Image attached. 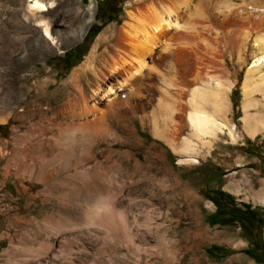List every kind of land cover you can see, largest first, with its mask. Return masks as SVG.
Wrapping results in <instances>:
<instances>
[{"label":"rangeland","instance_id":"rangeland-1","mask_svg":"<svg viewBox=\"0 0 264 264\" xmlns=\"http://www.w3.org/2000/svg\"><path fill=\"white\" fill-rule=\"evenodd\" d=\"M40 1L45 7L44 16L32 18L27 8L31 0H0V101L7 93L12 107L8 124L4 125L0 113V264H231L228 262L232 258L245 259L248 264H264V202L259 199L264 195V134L251 138L241 128L243 73L233 88L231 111L237 131L243 136L235 143L227 135H220L211 147L198 146L194 155L197 162L184 161L186 156L181 154L180 148L173 152L154 135L150 124L141 129L137 120L123 122L124 127L110 125L109 136L104 135L103 122L81 127L75 132L76 138L79 137L76 144L65 146L59 140L65 125H56L51 113L43 118L36 114L40 103L45 106L47 97H39L35 105L33 82L45 79L46 71L59 83L68 78L105 28L121 24L124 10L132 0ZM75 7L92 11L83 38L63 49L50 41L53 42L51 53L13 63L10 67L13 72L9 78L4 77L3 48H8L12 54L16 37L10 34L12 36L3 42L1 22L7 19L21 22L24 28L45 34L43 24L52 19L54 9L64 12L66 22H71L69 15ZM41 19H45L44 22ZM55 86L52 83L49 90ZM119 91V94L126 93ZM254 96L258 102L250 112L258 115L264 111V96L260 93ZM148 108L150 114L151 108ZM41 122L51 128L44 142L37 136ZM133 125L140 130L134 131ZM3 139H11L6 154L1 147ZM115 140L117 143L112 146ZM231 143L234 147L226 149ZM23 145L34 152L41 146L52 150L49 157L54 158L53 165H76L79 159L92 156L89 163L101 162L105 169L104 184L81 173L49 178L18 173L20 160L16 151ZM135 160L140 161L144 174H141L143 171L135 173L132 177L135 188L125 197H135V201L127 202L123 198L124 204L116 207L111 194L120 197L121 181L132 176ZM151 162L156 170L150 167ZM164 174L166 187L154 190L153 196H149L147 184L151 181L158 188L157 178ZM170 175L176 177L180 185L173 197L167 186L173 181ZM20 184L26 186L28 192L23 191ZM172 198L175 200L173 208L169 204ZM96 199L110 207L108 212L97 211L91 203ZM88 211L95 216L93 224L83 222ZM46 213L52 216L48 218ZM70 219L77 223H68L72 222ZM170 221L176 225V235ZM159 222L164 225L165 238H156L160 234L156 231ZM171 245L176 246L175 252L168 249Z\"/></svg>","mask_w":264,"mask_h":264},{"label":"bare ground","instance_id":"bare-ground-1","mask_svg":"<svg viewBox=\"0 0 264 264\" xmlns=\"http://www.w3.org/2000/svg\"><path fill=\"white\" fill-rule=\"evenodd\" d=\"M43 7L40 0H31L27 6L28 13L32 18H42ZM91 13V10L75 7L69 15L72 21L66 22L65 13L56 8L52 11L50 21L44 22L45 19H41L45 34L26 29L21 22H10L8 19L1 22L3 42L10 34L16 37L12 54L8 48H3L1 61L4 77L7 78L13 72L10 69L11 65L14 66L13 63H21L28 58L38 59L51 53L54 41L63 49L83 38ZM242 73L241 128L254 138L257 134H264V111L257 113L258 115L250 112V108L258 102L254 94L264 96V0H132L124 10L121 24L105 28L82 63L73 68L68 78L61 79L59 83L53 74L46 71L45 79L33 82V102L36 105L39 97H47L45 106L40 103L41 107L36 109V114L43 118L51 113L56 125H65L63 132L59 133V140L65 146L76 144L79 137L76 138L75 132L81 127L103 122L104 135L109 136L107 130L110 125L124 127L123 122L135 123L137 120L141 129L150 124L154 135L161 138L173 152L180 148L183 152L181 154L186 156L184 161L197 162L194 155L198 146L211 147L220 135H227L235 143L243 136L237 131L231 114L233 88ZM52 83L56 86L50 91ZM119 90H125L126 93L119 94ZM6 96L7 93H4V99L0 101L4 125L9 123L7 118L12 114L11 104ZM147 108L150 109V114L147 113ZM128 112L131 113L130 116ZM135 128L134 131L140 130ZM37 130L39 134L36 135L44 142L46 133L51 128L42 123ZM115 139L118 140L119 137L115 136ZM116 140L112 146L116 145ZM24 142L21 139V143ZM10 143L11 139H3L1 142L5 154ZM233 147L231 143L226 149ZM51 154L53 151L43 146L34 152L23 145L16 151L20 160L16 172L32 178L81 173L104 184L105 169L101 162L90 164L92 156L79 159L76 165H53L51 161L54 158L49 157ZM130 158L129 155L128 159ZM138 161H134L132 176L121 181L118 192L121 193L120 197L111 194L112 204L116 207L123 205L121 200L128 197L130 192L132 194L135 188L132 177L136 172L143 171ZM155 166L150 163V167L155 169ZM170 176L173 181L167 186L173 197L178 193L180 185L176 177ZM157 179L158 188L151 181L147 184L149 196H153L154 190L166 187L163 182L166 180L165 174L159 175ZM20 187L28 192L23 184ZM106 191L111 192L108 188ZM134 198L125 199L131 202ZM259 199L264 202V195L259 196ZM91 203L102 213L110 209L97 199ZM169 204L173 208L175 200ZM49 216L52 215L46 213V217ZM84 216L83 222L87 224L95 221L91 211ZM68 223L73 225L77 222ZM171 224L174 229L172 232L176 235V225L173 222ZM163 230L164 225L159 222L156 231L160 234L156 238H165ZM168 249L175 252L176 246L171 245ZM235 262L248 264L242 258H232L228 263Z\"/></svg>","mask_w":264,"mask_h":264}]
</instances>
